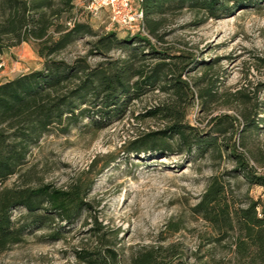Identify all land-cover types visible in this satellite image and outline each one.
<instances>
[{"label": "trees", "instance_id": "1", "mask_svg": "<svg viewBox=\"0 0 264 264\" xmlns=\"http://www.w3.org/2000/svg\"><path fill=\"white\" fill-rule=\"evenodd\" d=\"M76 2L0 0V54L30 42L44 59L42 69L0 81V254L22 243L26 233L34 228L48 229L50 239L63 238L61 232L75 223L84 211L92 209L85 200L90 183L83 189L78 182L68 188H58L49 183L34 186L28 180L21 181L31 148L51 129L68 131L85 116L90 118L89 126L102 129L123 115L134 100L155 90L177 95L183 103L165 102L142 113L138 119L153 117L169 123L130 141L127 153L200 157L210 154L221 157L226 153L236 164L229 175L241 176L251 185L264 186V174H259L250 164V157L239 150L235 140L237 134L242 137L251 128L259 127L262 120L257 111L243 112L242 128L236 126L237 116L229 114L214 117L213 132L204 133L185 122L194 92L183 79V73L196 63L195 56L186 50L157 47L140 35L119 37L115 31L96 30L88 19H80ZM263 2L142 0V8L147 31L157 41H162L160 30L170 14L192 10L206 17L224 18ZM86 38L94 39L91 53L107 54L122 49L127 55L94 67L86 57L71 63L56 57ZM213 93L210 86L200 95ZM13 176L19 179L9 185ZM18 209H24L27 216L21 214L14 218L13 213ZM192 213L211 227L207 243L222 245L232 253L229 264H264V204L260 199L236 194L231 180L223 174H214L192 207ZM90 215L92 226L88 231L98 238L102 248L93 251L81 248L75 251L76 257L89 264H122L105 238L102 224L96 216ZM169 227L173 232L181 229L179 225ZM181 253L178 243L160 245L138 253L133 264H182L180 260L175 262Z\"/></svg>", "mask_w": 264, "mask_h": 264}, {"label": "rangeland", "instance_id": "2", "mask_svg": "<svg viewBox=\"0 0 264 264\" xmlns=\"http://www.w3.org/2000/svg\"><path fill=\"white\" fill-rule=\"evenodd\" d=\"M82 5L77 6L81 20L88 19L96 30L111 31L106 11L91 17ZM115 32L119 37L127 35L122 30ZM160 34L162 41L151 35L157 47L186 50L196 59L183 73L194 92L185 122L204 133L213 132L214 117L229 114L237 116L236 126L242 128L243 112L257 111L262 120L259 127L242 132V137L237 134L235 140L239 150L250 157V164L264 174V2L224 18H210L192 10L173 13L167 16ZM93 40L81 39L56 57L69 63L86 57L94 67L127 55L122 49L107 54L91 53ZM43 62L30 42L6 49L0 54V81L40 70ZM210 86L214 93L201 97V92ZM165 102L179 104L181 100L177 95L155 90L134 100L123 115L102 129L89 126L90 118L85 116L68 131L53 128L47 132L31 148L21 181L28 180L34 186L49 183L58 188L78 182L83 189L90 183L85 200L92 209L84 211L63 230V238H48V229L28 231L22 243L0 254V264H89L76 257L75 251L102 248L98 238L88 231L92 226L90 214L102 224L105 238L122 264H133L138 253L169 243H178L182 252L175 262L229 264L232 253L222 245L207 243L212 229L193 215L192 207L214 174L231 180L236 194H248L263 204L264 186L229 175L236 164L226 153L221 157L127 153L130 141L169 123L153 117L138 119L148 108ZM18 179L13 176L8 184ZM13 214L14 218L27 216L24 209ZM170 224L181 229L173 232Z\"/></svg>", "mask_w": 264, "mask_h": 264}, {"label": "built area", "instance_id": "3", "mask_svg": "<svg viewBox=\"0 0 264 264\" xmlns=\"http://www.w3.org/2000/svg\"><path fill=\"white\" fill-rule=\"evenodd\" d=\"M83 9L88 16H99L106 11L111 31L122 30L129 35H140L155 41L145 27L142 0H84ZM74 20L69 22L72 25ZM260 211V208H258Z\"/></svg>", "mask_w": 264, "mask_h": 264}, {"label": "crops", "instance_id": "4", "mask_svg": "<svg viewBox=\"0 0 264 264\" xmlns=\"http://www.w3.org/2000/svg\"><path fill=\"white\" fill-rule=\"evenodd\" d=\"M82 0H77V2H76V5L78 6V5H82ZM25 43V42H24ZM1 76V75H0ZM10 79H12V78H10ZM10 79H5V81L6 80H10Z\"/></svg>", "mask_w": 264, "mask_h": 264}]
</instances>
